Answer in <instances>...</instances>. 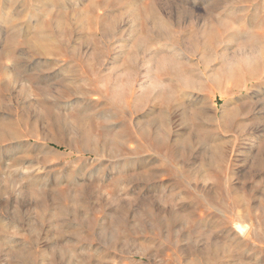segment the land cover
I'll return each instance as SVG.
<instances>
[{"label":"rangeland","instance_id":"rangeland-1","mask_svg":"<svg viewBox=\"0 0 264 264\" xmlns=\"http://www.w3.org/2000/svg\"><path fill=\"white\" fill-rule=\"evenodd\" d=\"M0 264H264V0H0Z\"/></svg>","mask_w":264,"mask_h":264}]
</instances>
